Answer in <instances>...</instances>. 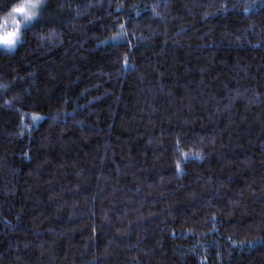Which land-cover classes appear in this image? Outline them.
Masks as SVG:
<instances>
[{
	"label": "trees",
	"instance_id": "1",
	"mask_svg": "<svg viewBox=\"0 0 264 264\" xmlns=\"http://www.w3.org/2000/svg\"><path fill=\"white\" fill-rule=\"evenodd\" d=\"M38 11L0 48V264H264V0Z\"/></svg>",
	"mask_w": 264,
	"mask_h": 264
},
{
	"label": "snow or ice",
	"instance_id": "2",
	"mask_svg": "<svg viewBox=\"0 0 264 264\" xmlns=\"http://www.w3.org/2000/svg\"><path fill=\"white\" fill-rule=\"evenodd\" d=\"M43 7L44 0H17L7 16L0 18V46L6 49L14 48L22 39L23 29L38 18L40 14L38 10ZM247 10L245 9V11ZM17 15L20 19H17ZM9 19L11 20L10 28L7 26Z\"/></svg>",
	"mask_w": 264,
	"mask_h": 264
},
{
	"label": "rangeland",
	"instance_id": "3",
	"mask_svg": "<svg viewBox=\"0 0 264 264\" xmlns=\"http://www.w3.org/2000/svg\"><path fill=\"white\" fill-rule=\"evenodd\" d=\"M17 19H20L18 15H17ZM9 26H11V20L9 21ZM0 48H4V47L0 46Z\"/></svg>",
	"mask_w": 264,
	"mask_h": 264
}]
</instances>
